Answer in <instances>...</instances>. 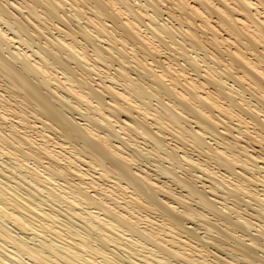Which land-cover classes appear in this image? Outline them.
I'll return each mask as SVG.
<instances>
[{
  "label": "bare ground",
  "instance_id": "1",
  "mask_svg": "<svg viewBox=\"0 0 264 264\" xmlns=\"http://www.w3.org/2000/svg\"><path fill=\"white\" fill-rule=\"evenodd\" d=\"M0 264H264V0H0Z\"/></svg>",
  "mask_w": 264,
  "mask_h": 264
}]
</instances>
